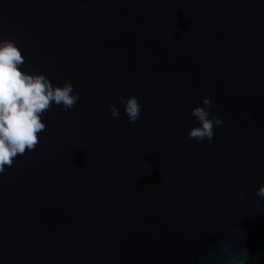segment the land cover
Returning <instances> with one entry per match:
<instances>
[{"label":"water","instance_id":"1","mask_svg":"<svg viewBox=\"0 0 264 264\" xmlns=\"http://www.w3.org/2000/svg\"><path fill=\"white\" fill-rule=\"evenodd\" d=\"M0 39L80 94L0 174V264H264V0H0Z\"/></svg>","mask_w":264,"mask_h":264},{"label":"clouds","instance_id":"2","mask_svg":"<svg viewBox=\"0 0 264 264\" xmlns=\"http://www.w3.org/2000/svg\"><path fill=\"white\" fill-rule=\"evenodd\" d=\"M25 62V56L15 41L0 39V174L6 171V167H12L18 156L36 149L40 133L47 128L42 116L53 108V102L57 107L62 106L63 111H69L80 100V94L75 92L70 80L62 86H54L45 73L23 71ZM118 100L124 106L129 122L135 124L142 113L138 97L121 95ZM201 105L190 110L199 126L189 131L188 139L198 143L213 142L215 129L222 127L224 121L212 116L214 104L211 98L204 97ZM109 109L113 118H119L120 109L116 104H110ZM238 195L243 197L245 193ZM256 196L259 206L264 200V183L258 187ZM224 254L229 261H237L241 256L247 258L246 250H228Z\"/></svg>","mask_w":264,"mask_h":264}]
</instances>
